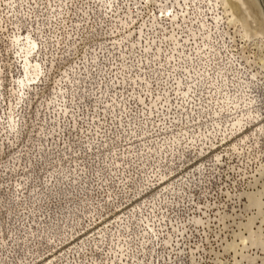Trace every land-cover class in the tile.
<instances>
[{
    "label": "rangeland",
    "instance_id": "rangeland-1",
    "mask_svg": "<svg viewBox=\"0 0 264 264\" xmlns=\"http://www.w3.org/2000/svg\"><path fill=\"white\" fill-rule=\"evenodd\" d=\"M223 1L0 0V264H264V0Z\"/></svg>",
    "mask_w": 264,
    "mask_h": 264
},
{
    "label": "bare ground",
    "instance_id": "bare-ground-1",
    "mask_svg": "<svg viewBox=\"0 0 264 264\" xmlns=\"http://www.w3.org/2000/svg\"><path fill=\"white\" fill-rule=\"evenodd\" d=\"M244 1H245V0H244ZM254 1H257V0H254ZM221 2H222V1H221ZM252 2H253V1H252ZM216 3H217V2H216ZM223 4L226 5V6H228V9H227V8H224V9H225L224 11L226 12V14H227L228 12H230V13H229V16H228V19H230L231 21H232V20L234 21V19H235L234 17H236V16H235V13H237V11H239V13L243 11V10L241 11V9H240V8H241V6H240L241 2H240V4H239V1H238V0H224V1H223ZM247 4H248V3H247ZM247 4H246V5H247ZM252 4H253V3H252ZM252 4H251V2H250L248 5H250L251 8H252ZM254 4H255V3H254ZM254 4H253V6H254ZM258 4H259V3H258ZM246 5H245V6H246ZM248 5H247V6H248ZM255 5H256V4H255ZM226 6H225V7H226ZM247 6H246V7H247ZM242 7H243V6H242ZM246 7H245V9H246ZM248 7H249V6H248ZM251 8L249 7V9H248V8H247V9L250 11ZM261 8H262V7H261ZM247 9H246V10H247ZM169 10H170V9H169ZM254 10H256V8H254ZM244 11H245V10H244ZM166 12H169V11H168V10H163V11H162V13H164V15H167ZM254 12H255V11H254ZM254 12H253V13H254ZM226 14H225V15H226ZM246 14H247V13H246ZM251 14H252V12H251ZM260 14H261V13H260ZM260 14H259V15H260ZM161 15H162V14H161ZM256 15H257V14H256ZM256 15H255L254 17H257ZM214 16H215V15H214ZM172 17H173V16H172ZM217 17H218V16H217ZM214 18H215V17H214ZM257 18H258L257 20H256L255 18H253V19H255L256 22L261 20V19L259 20V17H257ZM216 19H217V21H218V18H216ZM215 21H216V20H215ZM228 21H229V20H228ZM242 21H243V20H242ZM255 21H254V22H255ZM256 22H255V23H256ZM262 22L264 23V20H263V21L261 20V23H262ZM202 23H203V22H202ZM239 24H240V23H239ZM242 24H243V23H242ZM252 24H253V23H252ZM259 24H260V23H259ZM202 26H203V25H202ZM244 26H245V25H244ZM256 26H258V25H256ZM259 26L261 27V25H259ZM262 28H264V25H262ZM260 31H261V30H260ZM262 31H263V30H262ZM255 32H256V31H255ZM258 32H259V30H258ZM258 32H257V33H258ZM259 33H260V32H259ZM261 33H262V32H261ZM206 35H207V34H206ZM261 35H262V34H261ZM254 36H255V35H254ZM206 37H207V36H206ZM18 38H19V37H15V38H13V39H14L15 41H17ZM252 38H253V37H252ZM257 38H258V37H257ZM32 45H34V42H33L31 45L28 44L27 49H26V54H29L30 51L33 49ZM204 47H205V46H204ZM26 59H27V57H26ZM33 68H34V67H33ZM36 68H37V67H36ZM34 71H36V69H35ZM26 72H27V70H26ZM36 72H37V71H36ZM27 73H28V72H27ZM34 75H35V76L31 79V81L36 80V78H37V76H38V75H36V73H34ZM238 122L240 123V121H238ZM238 122H237V123H238ZM239 123H238V124H239ZM238 128H239V127H238Z\"/></svg>",
    "mask_w": 264,
    "mask_h": 264
}]
</instances>
